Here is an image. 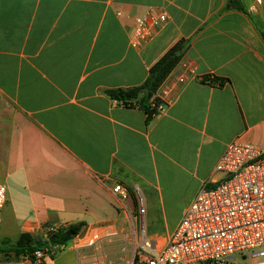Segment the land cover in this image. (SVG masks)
Returning a JSON list of instances; mask_svg holds the SVG:
<instances>
[{
  "label": "crops",
  "instance_id": "crops-1",
  "mask_svg": "<svg viewBox=\"0 0 264 264\" xmlns=\"http://www.w3.org/2000/svg\"><path fill=\"white\" fill-rule=\"evenodd\" d=\"M149 9L168 21L136 49L135 18ZM180 41L150 121L109 97L142 86ZM233 141L264 148V0H0V257L23 234L81 222L112 259L158 237L165 246L202 187L222 179ZM187 185L180 221L149 232ZM69 246L46 264H78Z\"/></svg>",
  "mask_w": 264,
  "mask_h": 264
},
{
  "label": "built area",
  "instance_id": "built-area-1",
  "mask_svg": "<svg viewBox=\"0 0 264 264\" xmlns=\"http://www.w3.org/2000/svg\"><path fill=\"white\" fill-rule=\"evenodd\" d=\"M167 21V14L157 9L136 17L132 46L149 44ZM216 172L222 179L202 187L165 246L146 240L131 260H116L106 254L103 235L82 230L70 243L78 264H264V148L233 141ZM114 192L125 195L127 189L119 185ZM6 201L7 186L0 183V223ZM57 230L49 229V235ZM109 236L119 234L113 231ZM69 245H48L0 264H46Z\"/></svg>",
  "mask_w": 264,
  "mask_h": 264
},
{
  "label": "trees",
  "instance_id": "trees-1",
  "mask_svg": "<svg viewBox=\"0 0 264 264\" xmlns=\"http://www.w3.org/2000/svg\"><path fill=\"white\" fill-rule=\"evenodd\" d=\"M186 49L187 43L185 41H180L172 47L151 67L149 75L142 86L108 90L107 94L125 107L137 106L144 110L147 113V122L150 121L157 114V108L161 103V99L157 97V92L183 58ZM207 80H209V77L202 79L204 82H207ZM222 85L220 83V86ZM84 226L85 224L81 222L61 227L46 239H34L28 234H23L15 244L7 245V248L1 252L5 256H14L11 260H18L23 254L34 252L48 245H69L83 230Z\"/></svg>",
  "mask_w": 264,
  "mask_h": 264
},
{
  "label": "rangeland",
  "instance_id": "rangeland-1",
  "mask_svg": "<svg viewBox=\"0 0 264 264\" xmlns=\"http://www.w3.org/2000/svg\"><path fill=\"white\" fill-rule=\"evenodd\" d=\"M190 189V186L187 185L184 187L185 192L175 200H170V202H167L165 206H160L155 212L153 213V226L149 225V232L151 231H159V232H165V231H171L175 225L180 221V218L183 214V208L188 203L187 198V192ZM54 228V227H53ZM58 229V228H56ZM47 237L49 236V233L51 231H47ZM152 233V232H151ZM160 245L162 246L166 240L163 238H159ZM71 252L70 246H67L66 249L61 251L59 254L62 256H66ZM236 257H239L237 255ZM14 256H1L0 260H11Z\"/></svg>",
  "mask_w": 264,
  "mask_h": 264
},
{
  "label": "water",
  "instance_id": "water-1",
  "mask_svg": "<svg viewBox=\"0 0 264 264\" xmlns=\"http://www.w3.org/2000/svg\"><path fill=\"white\" fill-rule=\"evenodd\" d=\"M147 91V90H146Z\"/></svg>",
  "mask_w": 264,
  "mask_h": 264
}]
</instances>
